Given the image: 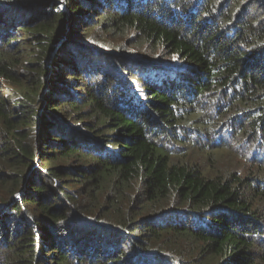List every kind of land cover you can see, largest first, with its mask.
<instances>
[{
  "label": "trees",
  "instance_id": "trees-1",
  "mask_svg": "<svg viewBox=\"0 0 264 264\" xmlns=\"http://www.w3.org/2000/svg\"><path fill=\"white\" fill-rule=\"evenodd\" d=\"M0 264H264V0H0Z\"/></svg>",
  "mask_w": 264,
  "mask_h": 264
},
{
  "label": "rangeland",
  "instance_id": "rangeland-1",
  "mask_svg": "<svg viewBox=\"0 0 264 264\" xmlns=\"http://www.w3.org/2000/svg\"><path fill=\"white\" fill-rule=\"evenodd\" d=\"M121 41L123 40V39H120ZM143 45V44H142ZM230 151H232L233 152V155H235L236 154V150H234V146L232 145V148L231 149H229ZM233 155H232V157H230V158H233L234 159V157H233ZM237 156H238V154H236ZM220 156H222V154H213L212 155V157H214V158H218V157H220ZM196 159H198V162H200L201 164H202V166H207L208 165V162L206 161V159L205 158H203V157H199V154H198V157H195ZM226 158V157H225ZM231 166H232V164H234V163H230L229 161H228V159L226 158L225 159ZM213 162H215V160L213 161Z\"/></svg>",
  "mask_w": 264,
  "mask_h": 264
}]
</instances>
